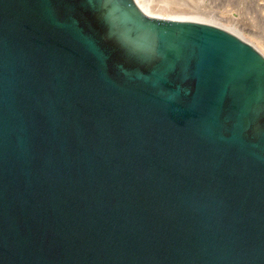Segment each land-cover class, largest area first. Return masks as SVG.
<instances>
[{
  "label": "water",
  "instance_id": "obj_1",
  "mask_svg": "<svg viewBox=\"0 0 264 264\" xmlns=\"http://www.w3.org/2000/svg\"><path fill=\"white\" fill-rule=\"evenodd\" d=\"M0 264H264V56L135 0H0Z\"/></svg>",
  "mask_w": 264,
  "mask_h": 264
},
{
  "label": "rangeland",
  "instance_id": "obj_2",
  "mask_svg": "<svg viewBox=\"0 0 264 264\" xmlns=\"http://www.w3.org/2000/svg\"><path fill=\"white\" fill-rule=\"evenodd\" d=\"M144 1L153 15L194 18L220 24L239 33L264 53V0Z\"/></svg>",
  "mask_w": 264,
  "mask_h": 264
},
{
  "label": "bare ground",
  "instance_id": "obj_3",
  "mask_svg": "<svg viewBox=\"0 0 264 264\" xmlns=\"http://www.w3.org/2000/svg\"><path fill=\"white\" fill-rule=\"evenodd\" d=\"M136 1V3L138 4V6L146 13V14H148V15H150V16H156V17H161V18H168V19H180V20H192V21H198V22H204V23H210V24H214V25H217V26H220V27H222V28H225L226 30H228V31H230V32H232L233 34H235V35H237V36H239L240 38H242V39H244V40H246V41H248L247 39H245V38H243L239 33H237V32H235V31H233V30H231V29H228V28H226V27H224V26H222V25H220V24H217V23H213V22H209V21H205V20H200V19H190V18H182V17H178V18H173V17H164V16H158V15H153L152 14V11L149 9V7L146 5V2L144 1V0H135ZM168 0H166V1H164V2H167ZM159 2V1H158ZM171 2V1H170ZM185 2V1H184ZM154 3H156V2H154ZM161 3V2H160ZM160 3H159V5H160ZM171 3H173V2H171ZM152 4H153V2H152ZM170 4V3H169ZM164 5V4H163ZM163 5H161V6H163ZM167 5V4H166ZM174 5H176V4H174ZM171 6V5H170ZM151 7H152V5H151ZM154 7V6H153ZM178 8V7H177ZM250 44H252L263 56H264V53L257 47V46H255L253 43H251L250 41H248Z\"/></svg>",
  "mask_w": 264,
  "mask_h": 264
}]
</instances>
